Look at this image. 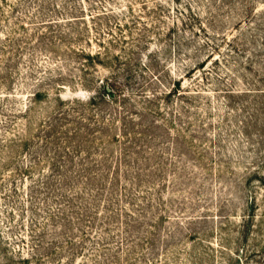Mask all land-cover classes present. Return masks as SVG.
<instances>
[{
	"label": "rangeland",
	"instance_id": "374dc122",
	"mask_svg": "<svg viewBox=\"0 0 264 264\" xmlns=\"http://www.w3.org/2000/svg\"><path fill=\"white\" fill-rule=\"evenodd\" d=\"M263 213L264 0H0V264H264Z\"/></svg>",
	"mask_w": 264,
	"mask_h": 264
},
{
	"label": "trees",
	"instance_id": "16d2710c",
	"mask_svg": "<svg viewBox=\"0 0 264 264\" xmlns=\"http://www.w3.org/2000/svg\"><path fill=\"white\" fill-rule=\"evenodd\" d=\"M100 53L98 52V54L95 57L94 56L93 57L91 56V61L92 62L96 61V59L99 57V54ZM195 67L191 68L188 71V73H186L185 75H188L189 73H193V69H195ZM183 77H184V75L181 76V77H178V78H175L174 79V81L172 83V87L171 88H167L168 90L165 93L166 97H172L173 95H182V94H184V93H180L181 92V87H184L183 86V79H182ZM109 84H110L109 81H107V83L104 84V94L111 93L112 94V98H116L117 97V94H115V93L113 94L112 93V92H114V88L111 87ZM35 95H39V93L37 92V93H35ZM59 99L61 100V98H59ZM59 99H58V101H59ZM61 101H63V100H61ZM59 105L61 106L63 104L59 103ZM254 205H256V206L258 205V203H257L256 200H254ZM253 254L254 255L256 254V256H258V258H262V260H264V249H263V247L262 248H259L258 250H256V252H254ZM262 260L259 259V261H258L256 259L257 263L262 262ZM240 264H249V263L248 262L245 263V261H242V263H240Z\"/></svg>",
	"mask_w": 264,
	"mask_h": 264
}]
</instances>
